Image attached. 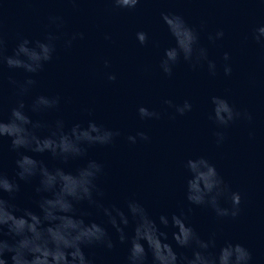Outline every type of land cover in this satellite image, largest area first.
<instances>
[{"label":"clouds","instance_id":"clouds-1","mask_svg":"<svg viewBox=\"0 0 264 264\" xmlns=\"http://www.w3.org/2000/svg\"><path fill=\"white\" fill-rule=\"evenodd\" d=\"M117 9L133 10L141 0H111ZM161 19L167 26L175 46L164 50L160 61L162 72L171 76L173 68L181 58L193 69L207 62L208 70L216 74V63L208 59V50L200 46L199 34L186 20L175 13H161ZM57 27L61 18L51 17ZM224 36L223 31L209 35L212 42ZM83 38V33H74L65 41L66 47H71L77 38ZM59 36L48 33L44 40H20L11 55H5V42L0 35V64H6L9 69H23L27 73L37 74L44 65L53 59L56 50L55 41ZM136 39L144 45L148 42L147 33H136ZM253 39L264 45V25L256 28ZM227 61L229 54L224 53ZM108 66V61H105ZM232 69L224 66L225 75ZM109 81H115V74H108ZM10 83L19 89L18 95L29 93L36 80L31 77ZM61 98L57 96L38 95L30 105L24 99H19L11 108L7 120L0 117V144L5 137L10 140L9 149L15 152V178H9L0 163V264H95L93 258L85 254V248L103 247L108 251L117 246L127 245L125 264H250L251 252L240 243L226 241L218 253L210 249L216 248L213 237L205 240L187 223L183 212L171 216L160 214L153 218L147 208L135 199H128L125 207L113 203L105 205L104 196L98 181L104 173V165L89 159L88 150L93 146H108L114 143L119 131H114L94 120H88L86 125L80 122L67 127L62 119L52 124L34 121L31 113H42L58 109ZM175 112L184 115L192 110V104L185 100L182 104H173L171 100L164 102ZM213 105L209 116L216 125L228 127L237 119L251 120L249 113L237 111L227 99L219 96L211 97ZM138 114L141 119H159L160 113L140 106ZM46 129V134L39 130ZM221 143L223 133L215 134ZM137 138L148 140L146 133L140 131L129 135L127 140L135 144ZM49 154L53 161H59L67 166L76 160H85L82 166L74 171H66L64 166L50 167L43 159L34 155ZM2 155V151H0ZM184 167L189 173L186 181V199L196 206H207L217 217H236L240 212L241 195L231 191L228 184L219 174L216 166L204 156L188 159ZM36 180L34 191L39 197L34 203L38 211L31 208L20 209L15 203L16 195L21 186L17 180L31 182ZM7 194V198H5ZM221 199L230 202V207L221 206ZM88 205L102 212L106 224L115 232V239L105 223L95 220L85 221L91 213L83 211L79 206ZM132 224L131 233L127 231ZM174 229L171 238L175 248L169 243V233L166 229ZM177 249H189L191 255L178 252Z\"/></svg>","mask_w":264,"mask_h":264}]
</instances>
